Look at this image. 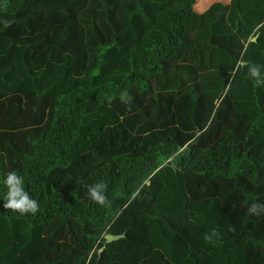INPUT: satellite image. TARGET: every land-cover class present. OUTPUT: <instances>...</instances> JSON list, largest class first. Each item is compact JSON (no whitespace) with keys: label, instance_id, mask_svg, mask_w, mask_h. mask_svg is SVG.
<instances>
[{"label":"trees","instance_id":"16d2710c","mask_svg":"<svg viewBox=\"0 0 264 264\" xmlns=\"http://www.w3.org/2000/svg\"><path fill=\"white\" fill-rule=\"evenodd\" d=\"M120 1L0 0V264H264V215L247 211L264 203V86L245 66L264 65V0H231L218 24L177 0L140 69L117 37L148 25ZM197 31L223 36L227 83L161 93L186 87ZM9 171L35 215L2 207ZM100 181L110 207L87 195Z\"/></svg>","mask_w":264,"mask_h":264},{"label":"rangeland","instance_id":"374dc122","mask_svg":"<svg viewBox=\"0 0 264 264\" xmlns=\"http://www.w3.org/2000/svg\"><path fill=\"white\" fill-rule=\"evenodd\" d=\"M120 1V0H119ZM122 1V0H121ZM120 1V2H121ZM126 2H121L119 6V16L123 18V16L129 17L128 12L136 13L142 9L141 12L137 14V17L148 26H138V23L131 25L130 23L126 24V29L129 26L130 34L127 33L125 36L117 37V41L120 43L119 50L122 54V58L125 62L129 64L132 63L137 66V69L143 68L146 66V46L149 44L150 40H154V38H162L164 28H157V25L160 23V19L167 18L175 9L178 7L177 0H125ZM129 1V2H127ZM196 5L194 8L196 23H199L201 17H204L206 13H209L212 22L214 24H218L222 19L221 17L227 18L232 10L231 0H195ZM129 11H125L128 10ZM140 15V16H139ZM143 18V19H142ZM146 19V20H145ZM205 19V18H204ZM120 20V18H119ZM121 21V20H120ZM210 19L206 20L204 24H209ZM153 31H156L153 32ZM201 32H196L195 44L198 46L201 43L200 34ZM209 39L207 45L198 46L196 50V54L193 58V64L185 66L183 74L178 77V80L182 85L186 86L181 91L178 88V81L174 77H172V82L175 86L172 92H161L163 94H173L177 95L179 93H192V92H200L203 94H210L208 92L210 89H213L214 86L222 83V79L227 83V75H222V72H225L227 68L224 63H229L226 57L219 54L221 48V41L224 40L221 36L220 38H216V32L208 33ZM250 37L248 38V40ZM216 47H219L218 49ZM217 54V55H216ZM219 54V55H218ZM216 55V56H214ZM218 58L216 62L215 59ZM145 62V65H144ZM219 63V64H218ZM125 69L121 70V72H125L133 68L131 65H128ZM143 66V67H141ZM120 70V69H118ZM118 73V72H117ZM120 73V72H119ZM221 73V74H220ZM211 75H215L212 79ZM112 76V74H109ZM222 76V78H220ZM204 85L203 90L200 91L199 86ZM206 88V91H205ZM175 91V92H174ZM213 91H217L213 89ZM212 91V92H213Z\"/></svg>","mask_w":264,"mask_h":264},{"label":"clouds","instance_id":"9594fccd","mask_svg":"<svg viewBox=\"0 0 264 264\" xmlns=\"http://www.w3.org/2000/svg\"><path fill=\"white\" fill-rule=\"evenodd\" d=\"M8 26V22H5ZM247 67V76L257 87L264 86V65L250 63ZM240 65H237L234 71H239ZM128 96L127 91L120 95L121 101L125 102ZM3 185L6 189L4 203L2 207L20 215H35L39 211V203L33 199L29 192L25 190L24 178L16 171H9L3 177ZM87 195L89 199L101 207H110V201L106 195L107 184L103 181L92 185H87ZM248 214L260 216L264 215V203H252L248 206ZM230 231L234 230L230 227ZM214 238H216L214 240ZM207 243H216L219 240V234L216 229L204 235Z\"/></svg>","mask_w":264,"mask_h":264},{"label":"water","instance_id":"95a60500","mask_svg":"<svg viewBox=\"0 0 264 264\" xmlns=\"http://www.w3.org/2000/svg\"><path fill=\"white\" fill-rule=\"evenodd\" d=\"M257 39V36H254L250 39L251 42H255ZM241 66H243L245 64V62H240L239 63ZM147 185H149V181L146 182ZM124 237V234L121 235H111V234H106L104 236V240H105V244H110L114 241H117L118 239H121ZM105 245L99 249V252H101L104 249Z\"/></svg>","mask_w":264,"mask_h":264}]
</instances>
